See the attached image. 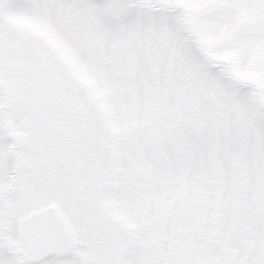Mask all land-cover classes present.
<instances>
[{"label": "snow or ice", "instance_id": "1", "mask_svg": "<svg viewBox=\"0 0 264 264\" xmlns=\"http://www.w3.org/2000/svg\"><path fill=\"white\" fill-rule=\"evenodd\" d=\"M0 264H264V0H0Z\"/></svg>", "mask_w": 264, "mask_h": 264}]
</instances>
